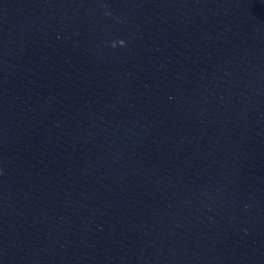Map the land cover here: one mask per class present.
Listing matches in <instances>:
<instances>
[{
    "label": "water",
    "instance_id": "1",
    "mask_svg": "<svg viewBox=\"0 0 264 264\" xmlns=\"http://www.w3.org/2000/svg\"><path fill=\"white\" fill-rule=\"evenodd\" d=\"M0 264H264V0H0Z\"/></svg>",
    "mask_w": 264,
    "mask_h": 264
}]
</instances>
